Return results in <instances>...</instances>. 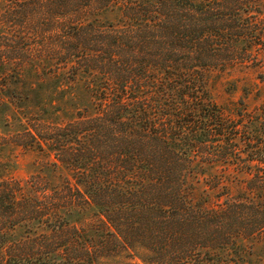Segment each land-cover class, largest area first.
<instances>
[{
	"label": "trees",
	"instance_id": "trees-1",
	"mask_svg": "<svg viewBox=\"0 0 264 264\" xmlns=\"http://www.w3.org/2000/svg\"><path fill=\"white\" fill-rule=\"evenodd\" d=\"M54 5L71 15L57 78L73 113L51 149L77 170L71 213L84 201L96 222L94 253L76 251L89 264L123 252L146 264H264L253 249L264 243V177L224 159L264 160V119L212 91L229 64V25L242 22L229 21V0ZM10 188L0 218L20 209Z\"/></svg>",
	"mask_w": 264,
	"mask_h": 264
},
{
	"label": "rangeland",
	"instance_id": "rangeland-1",
	"mask_svg": "<svg viewBox=\"0 0 264 264\" xmlns=\"http://www.w3.org/2000/svg\"><path fill=\"white\" fill-rule=\"evenodd\" d=\"M54 3L0 0V194H7L4 189L12 185L20 208L0 218V230H8L0 264H89L91 256L76 249L85 244V250L88 245L95 251L88 241L96 223L90 209L80 201L78 211L71 213L77 170L51 149L57 123L68 121L73 113L64 104L68 95L59 90L57 78L63 69L59 46L71 15L59 14ZM235 17L242 22L229 25V64L215 81L213 95L231 109L259 108V118L264 119V0H229V21ZM221 45L226 44L216 41L213 47ZM84 98L87 104L88 94ZM260 137L264 147V134ZM224 159L246 163L249 171L260 170L264 177L262 159L246 154ZM80 190L85 192V186ZM259 243L253 249L264 261V243ZM98 261L95 264H146L126 252Z\"/></svg>",
	"mask_w": 264,
	"mask_h": 264
}]
</instances>
